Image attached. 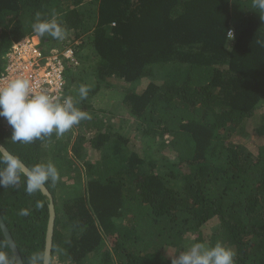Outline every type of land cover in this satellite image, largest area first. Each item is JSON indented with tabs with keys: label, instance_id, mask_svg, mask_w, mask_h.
<instances>
[{
	"label": "trees",
	"instance_id": "1",
	"mask_svg": "<svg viewBox=\"0 0 264 264\" xmlns=\"http://www.w3.org/2000/svg\"><path fill=\"white\" fill-rule=\"evenodd\" d=\"M36 13L55 15L79 41L66 95L91 115L75 126L85 133L70 151L55 132L14 142L0 117V142L15 156L58 169L46 183L57 211L50 264H171L190 236L206 242L202 227L213 219L209 246L231 248L235 264H264V144L254 152L231 139L264 101V20L252 0H0V76L13 43L37 35ZM39 39L48 51L73 46ZM113 79L130 84L123 105L142 146L89 110L95 85ZM82 84L91 90L80 101ZM87 139L104 155L77 164ZM25 189L23 176L17 188L0 186V211L30 264L45 251L49 200ZM0 251L16 264L1 228Z\"/></svg>",
	"mask_w": 264,
	"mask_h": 264
},
{
	"label": "clouds",
	"instance_id": "2",
	"mask_svg": "<svg viewBox=\"0 0 264 264\" xmlns=\"http://www.w3.org/2000/svg\"><path fill=\"white\" fill-rule=\"evenodd\" d=\"M252 7L261 14L264 20V0H252ZM32 30L39 36H51L63 41L67 31L56 19L41 20L40 13H36V22ZM231 38L233 32L229 30ZM73 47L75 50L76 48ZM63 48V47H61ZM59 48V49H61ZM91 88L82 84L78 89L79 100H86ZM78 101L72 96L55 97L46 92H33L32 81L18 76L10 80L6 86L0 87V117L5 118L13 129L11 139L14 142L31 143L55 132L57 137L63 136L83 120H90L91 115L81 110ZM21 176L26 178V193L31 195L42 190L48 181L55 184L59 179L57 167L49 163H39L27 168L18 156L0 147V186L17 188ZM37 208L43 207L37 202ZM20 216H28V209H21ZM48 258L46 252L33 255L30 264H45ZM235 252L217 243L208 246L195 243L189 249L180 252L173 258L171 264H235ZM0 264H11L8 255L0 251Z\"/></svg>",
	"mask_w": 264,
	"mask_h": 264
},
{
	"label": "rangeland",
	"instance_id": "3",
	"mask_svg": "<svg viewBox=\"0 0 264 264\" xmlns=\"http://www.w3.org/2000/svg\"><path fill=\"white\" fill-rule=\"evenodd\" d=\"M73 38L69 32H67L66 38L63 41L58 42V47L65 45L66 43H70L71 45L75 46L79 43V41H75L72 43ZM87 81H90V78L87 77ZM145 79H142L136 83L145 84ZM110 85L108 83L96 84L95 86H99L96 92H92L91 97L88 99V107L92 114H96L101 117H105L106 121H110L117 125L124 134L131 137L133 142L141 145V141L144 143L145 140L142 137H136V130H135V123L131 118L130 114L128 113L127 109L123 105V98L126 93V90L129 88L130 84L125 83L119 79H113ZM93 86V89H95ZM69 96V95H66ZM74 98V97H73ZM264 114V101L258 106L256 113L254 116L250 117L246 120L244 127H245V134L237 132L232 136L231 139L233 141L242 144L246 149H250L251 151L256 152L257 147L261 144H264V134H260L258 128L261 125L262 115ZM84 129L80 127H73L70 131L66 132L63 136L57 137V139L64 141L66 143V149L70 151L73 141L80 135L84 134ZM140 138V139H139ZM70 139V140H68ZM69 141V142H68ZM52 141V143H54ZM68 143V146H67ZM83 150L82 156L80 160H77V164H83L87 160L95 161L104 155V152H100L97 149H94L88 139L86 142L83 143ZM146 145V144H144ZM142 146V145H141ZM148 151H152V147L148 149ZM79 172H82L79 171ZM79 175L78 177H81ZM64 180H67L66 184H71L72 180L70 178L65 177ZM66 190H61L60 194L63 195ZM68 193L72 192L73 189H67ZM218 226V221L213 219L206 223L204 227H202L203 236L206 240L204 244L209 246L208 237L210 234L216 229ZM192 239L195 235L190 236ZM190 237L188 239V243L184 244L182 248H179L175 251H171L173 256L178 257L180 252L189 249L193 244L189 242ZM98 258H89L86 259L82 264H96ZM64 264V263H61ZM68 264V263H66Z\"/></svg>",
	"mask_w": 264,
	"mask_h": 264
},
{
	"label": "built area",
	"instance_id": "4",
	"mask_svg": "<svg viewBox=\"0 0 264 264\" xmlns=\"http://www.w3.org/2000/svg\"><path fill=\"white\" fill-rule=\"evenodd\" d=\"M233 32L234 30L230 29ZM228 36L230 33L228 32ZM38 35H28L13 43L6 54L8 63L0 76V87L23 76L32 81L33 92L41 91L55 97L66 96V64H77L76 51L71 46L51 51L43 49Z\"/></svg>",
	"mask_w": 264,
	"mask_h": 264
},
{
	"label": "water",
	"instance_id": "5",
	"mask_svg": "<svg viewBox=\"0 0 264 264\" xmlns=\"http://www.w3.org/2000/svg\"><path fill=\"white\" fill-rule=\"evenodd\" d=\"M0 147H2L7 152L13 154L1 142H0ZM24 165L27 168H29L28 165H26L25 163H24ZM41 191H42V193L45 196L48 197V200H49V220H48V225H47L46 240H45V251L44 252H46L48 254V258H47L45 264H50L51 263V257H52L53 238H54V232H55L57 211H56L54 196H53L52 192L50 191V189L48 188V186L45 185L44 188ZM0 228H1L2 232H3V235H4L8 245L10 246V248H11V250L13 252L16 264H24V260H23L22 254H21V252L19 250V247H18V245H17V243H16V241L14 239V236H13L11 230L9 229V227H8V225H7V223H6L5 219H4L1 211H0Z\"/></svg>",
	"mask_w": 264,
	"mask_h": 264
}]
</instances>
